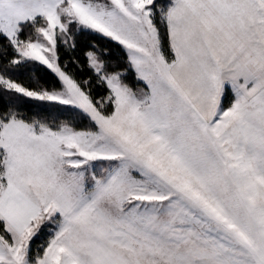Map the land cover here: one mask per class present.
Wrapping results in <instances>:
<instances>
[{
    "label": "snow or ice",
    "instance_id": "1",
    "mask_svg": "<svg viewBox=\"0 0 264 264\" xmlns=\"http://www.w3.org/2000/svg\"><path fill=\"white\" fill-rule=\"evenodd\" d=\"M0 264H264V0H0Z\"/></svg>",
    "mask_w": 264,
    "mask_h": 264
}]
</instances>
